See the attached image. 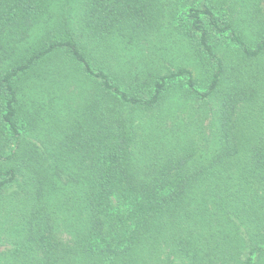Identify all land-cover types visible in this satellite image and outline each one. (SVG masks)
<instances>
[{"label": "trees", "instance_id": "16d2710c", "mask_svg": "<svg viewBox=\"0 0 264 264\" xmlns=\"http://www.w3.org/2000/svg\"><path fill=\"white\" fill-rule=\"evenodd\" d=\"M0 264H264V0H0Z\"/></svg>", "mask_w": 264, "mask_h": 264}]
</instances>
